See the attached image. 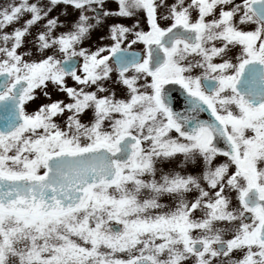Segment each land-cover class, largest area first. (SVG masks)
I'll list each match as a JSON object with an SVG mask.
<instances>
[{
    "label": "snow or ice",
    "instance_id": "6c2138e0",
    "mask_svg": "<svg viewBox=\"0 0 264 264\" xmlns=\"http://www.w3.org/2000/svg\"><path fill=\"white\" fill-rule=\"evenodd\" d=\"M0 264H264V0H0Z\"/></svg>",
    "mask_w": 264,
    "mask_h": 264
}]
</instances>
